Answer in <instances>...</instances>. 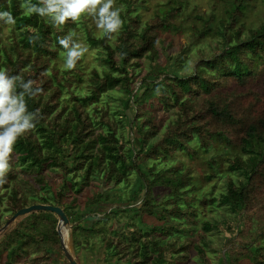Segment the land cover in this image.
<instances>
[{
	"label": "trees",
	"instance_id": "16d2710c",
	"mask_svg": "<svg viewBox=\"0 0 264 264\" xmlns=\"http://www.w3.org/2000/svg\"><path fill=\"white\" fill-rule=\"evenodd\" d=\"M118 1L123 4L122 27L108 38L93 34L85 16L57 29L47 17L26 15L20 7L23 0H0V11H10L16 21L9 25V42L0 36V68L42 88L35 98H26L28 110L39 109L42 119L15 143L12 170L0 184V229L22 207L52 204L69 218L73 248L80 244V235L90 247L89 239L96 237L105 243V258L114 254L119 264H188L192 252L201 264H212L205 252L211 243L206 233L211 231L222 233L215 264H264V195L255 193L264 182V109L252 117L257 102H264V85L261 90L254 86L264 72V19L251 27L244 21L254 0H221L224 16L218 20L213 12H195L193 39L211 33L217 38L210 53L199 51L187 74L172 63L160 64L156 46L187 19L182 15L185 0H169L144 22L137 9L145 0ZM79 24L87 42L99 47L101 70L94 67L85 74L80 60L72 71L55 62L66 55L57 37ZM4 26L0 22V31ZM34 32L39 39L29 43ZM142 58L149 59L148 69L135 74ZM82 83L85 92L78 86ZM116 87L125 97L110 115L101 99ZM157 104L164 111L175 108L161 129ZM201 151L214 168L208 176L226 179L218 196L195 194L187 164L176 157ZM225 160L227 172L222 173ZM45 167L63 173L62 184L54 190L42 173ZM128 173L135 179L125 200L97 188L84 209L77 208L75 194L91 179L117 186ZM157 195L165 197L158 204ZM216 201L231 215L200 220L197 204ZM127 211L132 216L116 220V227L84 224L92 218L106 222ZM57 221L51 211L33 210L11 222L0 233V264H59L56 251L69 264L60 248Z\"/></svg>",
	"mask_w": 264,
	"mask_h": 264
},
{
	"label": "rangeland",
	"instance_id": "374dc122",
	"mask_svg": "<svg viewBox=\"0 0 264 264\" xmlns=\"http://www.w3.org/2000/svg\"><path fill=\"white\" fill-rule=\"evenodd\" d=\"M169 0H145V4L142 6H139L137 11L141 13V20L144 22L145 20L151 18L158 9L161 10V8L168 2ZM183 17L187 18L183 23H181L180 30H175L173 32H169L166 34L168 36L167 40L163 43L157 42L156 46L159 49V56H158V62L160 64L162 63H172L171 65H174L177 69V71L180 74H187L193 69L194 64L196 60L199 57V51L203 50L205 53H210L211 50H213L214 41L217 38V35L214 33H211L207 35L204 39L195 41L192 37L193 29L191 28L192 21L195 17V12H200L205 15L209 13H215L216 20H218L219 17L224 16V9L225 5L221 2V0H185L183 2ZM217 4V5H216ZM215 5V6H214ZM123 4L115 0V7H121ZM197 8V9H196ZM86 17L87 24L91 27V30L93 34L95 35H101L102 30L97 29L95 26V23L93 19L89 16L82 15ZM264 19V0H254L252 2V6H250L246 14L244 16L245 25L247 27L255 26L259 24ZM183 21V20H182ZM181 21V17L179 19V22ZM201 27V26H200ZM76 37L78 40L85 44L88 47V52L84 54V56L80 59L79 66L80 68L85 72V74H88L92 68L96 67L99 70H101L103 67H101L100 63V50L99 47H93L91 46L87 40H86V33L84 30V27H82L80 24L77 25L75 28ZM10 28L9 25L4 26L2 30L0 31V36L2 41L9 42L10 41ZM64 56L63 54L59 55V57L55 60L57 63V66L61 69L64 68ZM149 66V59L148 58H142L141 60V66L136 70L135 74L138 72H144L148 69ZM141 70V71H140ZM138 73V74H139ZM86 77V76H85ZM264 85V72L260 76V78L255 81L254 86H256L259 90L262 89ZM78 86L83 87V92L86 91L85 83L79 84ZM122 91L119 89V87H116L112 90H108L106 93L103 94L101 102L103 104L109 105V113L110 115H114L115 109H117L120 106L121 99L125 97L121 93ZM251 99L252 97H248ZM157 122L158 126L163 128L165 119L169 116H173L174 109H170L168 111H164L160 108V105L157 104ZM264 109V102L263 100H260L257 102L255 109L252 112V117L258 116L262 113ZM165 117V118H164ZM124 139L127 138V132L125 131V128H123ZM207 153L206 152H199L198 154L194 155H185V154H178L176 157H179L181 160H183V163L187 164L188 171L192 175V181L195 185L194 193L197 195H200L203 197L205 195L206 197L210 196H218L219 191L223 189L224 184L226 182L225 178H217L216 176H208L209 173H213L214 168L211 167V165L208 164L207 161ZM227 154L224 155V159L226 158ZM227 161H224V164L222 163L221 170L222 173H226ZM17 168H20V165L17 166ZM264 171V166L262 167ZM23 173L26 172V170H21ZM42 173L44 177L47 179L48 184L50 186L51 190H54L56 186L62 184L63 180V173L60 169H54L52 167H45L42 170ZM229 173V172H228ZM135 174L128 173L127 179L124 180V182L118 184L109 183L108 185H104L102 183L103 179L97 177L91 179V184L88 187H82L79 193L75 194L76 198V204L77 208L84 209L85 201L87 200L89 193L92 191H97V188L102 190V192H109L111 196H116V194H119L123 200L129 196L134 183V177ZM97 183H101L100 186H97ZM214 184V189L212 188V185ZM263 188H257L255 193L257 196L264 195V182L261 183ZM46 188L44 187V190ZM72 190V189H71ZM157 191V190H156ZM48 194H50V190L47 191ZM165 199L164 195H157L156 196V202L157 204L160 203ZM71 200V197L65 198V202H68ZM121 201L120 203H122ZM106 209L107 211L110 210V206L107 204ZM122 205H125L122 204ZM199 207V219L200 220H209L212 221L213 218L221 220L225 216H230L231 212L229 208L226 205H220L218 202H214L212 204H197ZM104 206V205H103ZM100 216H103V214L100 212ZM129 216H132L129 211L127 212H120L115 217L107 218L106 222L102 220H98V222H94L96 218H92L91 220L86 219L84 224L86 226H105L106 228L109 227H116L117 221L123 222L125 218H128ZM72 219V217H70ZM116 225V226H115ZM121 227L124 226L123 224L120 225ZM121 227H117V232L120 231ZM199 228V225H198ZM197 230L199 231V229ZM64 238L66 240V244L68 248L72 251V253L77 258L78 264H119L120 260H118V257L114 254H110L106 257L105 255V243L96 237H92L89 239L91 247L88 246L84 240L83 236L80 235V244H78L77 247L73 248L72 244L70 243V234L69 231L67 233V230H63ZM1 232V231H0ZM69 234V235H68ZM97 236V235H95ZM221 232H207L206 233V239H210V244L205 247L206 257L209 260L210 263L215 264L217 261V254L219 251V248L221 247ZM199 243H202L200 240H198ZM55 256H57L59 260V264L63 263L66 264L63 260V257L61 254L56 251L54 253ZM4 258V257H3ZM188 264H201L199 261V258L197 257L196 253L191 254L190 259L188 260Z\"/></svg>",
	"mask_w": 264,
	"mask_h": 264
},
{
	"label": "clouds",
	"instance_id": "9594fccd",
	"mask_svg": "<svg viewBox=\"0 0 264 264\" xmlns=\"http://www.w3.org/2000/svg\"><path fill=\"white\" fill-rule=\"evenodd\" d=\"M28 16L47 17L57 29L69 20L77 22L82 15L93 19L103 36L111 38L121 27L123 21L120 12L123 6L115 7V0H23L20 5ZM0 22L15 25V18L10 11H0ZM76 37V32L57 37L59 45L65 50L64 68L72 71L77 62L88 52V47ZM39 35L29 36V43H35ZM42 93V88L32 79H25L20 74H10L0 68V184L6 182L7 174L12 170L10 163L17 140L32 132L42 119L39 109L29 111L26 98H35ZM1 233V232H0Z\"/></svg>",
	"mask_w": 264,
	"mask_h": 264
},
{
	"label": "water",
	"instance_id": "95a60500",
	"mask_svg": "<svg viewBox=\"0 0 264 264\" xmlns=\"http://www.w3.org/2000/svg\"><path fill=\"white\" fill-rule=\"evenodd\" d=\"M33 210L51 211L57 215L58 221H57V225H56V230L59 234L60 248L62 250V253H63L64 257L66 258V260L68 261L69 264H78V262L74 259V257L72 256V254L70 253V251L67 248L66 240L64 238L65 236H64V233L61 229V228H63V230H67V233H68V231L70 230V227H71L70 222H69V218L66 215V213L64 212V210L59 206L52 205V204H40L39 203V204H31V205H28L26 207H22V208L18 209L14 214L11 215V217L2 226V229H0V231L2 232L3 229H5L11 222L16 220L19 216L26 214L28 212H31Z\"/></svg>",
	"mask_w": 264,
	"mask_h": 264
}]
</instances>
